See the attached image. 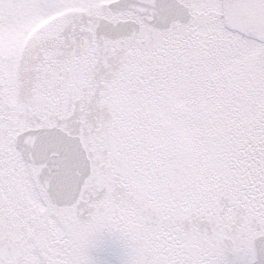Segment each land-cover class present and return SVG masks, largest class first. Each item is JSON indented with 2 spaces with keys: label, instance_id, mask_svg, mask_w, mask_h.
Returning <instances> with one entry per match:
<instances>
[{
  "label": "snow or ice",
  "instance_id": "obj_1",
  "mask_svg": "<svg viewBox=\"0 0 264 264\" xmlns=\"http://www.w3.org/2000/svg\"><path fill=\"white\" fill-rule=\"evenodd\" d=\"M0 264H264V0H0Z\"/></svg>",
  "mask_w": 264,
  "mask_h": 264
}]
</instances>
